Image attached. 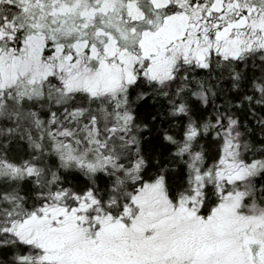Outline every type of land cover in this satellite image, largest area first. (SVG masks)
Masks as SVG:
<instances>
[{
    "label": "snow or ice",
    "instance_id": "6c2138e0",
    "mask_svg": "<svg viewBox=\"0 0 264 264\" xmlns=\"http://www.w3.org/2000/svg\"><path fill=\"white\" fill-rule=\"evenodd\" d=\"M0 264H264V0H0Z\"/></svg>",
    "mask_w": 264,
    "mask_h": 264
}]
</instances>
